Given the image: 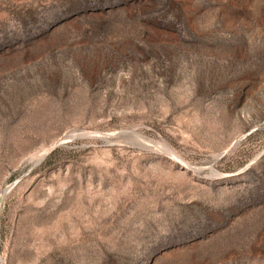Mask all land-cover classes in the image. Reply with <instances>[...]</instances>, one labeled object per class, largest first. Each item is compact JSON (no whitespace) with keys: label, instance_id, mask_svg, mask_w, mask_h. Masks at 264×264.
Here are the masks:
<instances>
[{"label":"rangeland","instance_id":"1","mask_svg":"<svg viewBox=\"0 0 264 264\" xmlns=\"http://www.w3.org/2000/svg\"><path fill=\"white\" fill-rule=\"evenodd\" d=\"M0 264H264V0H0Z\"/></svg>","mask_w":264,"mask_h":264}]
</instances>
